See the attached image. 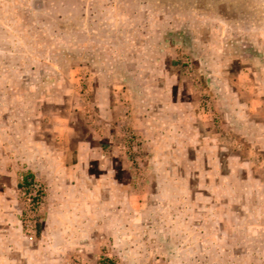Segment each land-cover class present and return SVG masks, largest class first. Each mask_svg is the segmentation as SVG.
<instances>
[{"label": "rangeland", "instance_id": "374dc122", "mask_svg": "<svg viewBox=\"0 0 264 264\" xmlns=\"http://www.w3.org/2000/svg\"><path fill=\"white\" fill-rule=\"evenodd\" d=\"M0 264H264V0H0Z\"/></svg>", "mask_w": 264, "mask_h": 264}, {"label": "trees", "instance_id": "16d2710c", "mask_svg": "<svg viewBox=\"0 0 264 264\" xmlns=\"http://www.w3.org/2000/svg\"><path fill=\"white\" fill-rule=\"evenodd\" d=\"M31 176V175H30ZM23 185L25 188H28L29 187V181H28V177L26 176L23 180ZM42 194V191L41 189H37L36 190V197L38 198L40 195ZM36 198V199H37Z\"/></svg>", "mask_w": 264, "mask_h": 264}]
</instances>
